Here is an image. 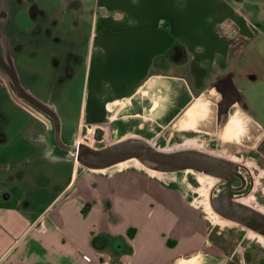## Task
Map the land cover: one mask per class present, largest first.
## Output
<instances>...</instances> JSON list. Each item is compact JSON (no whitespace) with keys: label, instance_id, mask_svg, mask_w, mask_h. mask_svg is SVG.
Returning <instances> with one entry per match:
<instances>
[{"label":"crops","instance_id":"1","mask_svg":"<svg viewBox=\"0 0 264 264\" xmlns=\"http://www.w3.org/2000/svg\"><path fill=\"white\" fill-rule=\"evenodd\" d=\"M242 10L240 0H94L80 130L92 140L98 131L127 127L158 137L169 128L183 146L206 136L231 147L257 143L264 123L242 106L226 120L213 85L237 60L243 35L254 38L251 11ZM136 162L79 171L74 163L69 180L38 211L30 200L0 207V264H229L232 254L211 247V222L184 206L173 184L151 191L113 182L115 170ZM87 173L106 182L98 186ZM79 175L88 177L77 186ZM98 236L107 238L103 248Z\"/></svg>","mask_w":264,"mask_h":264},{"label":"flooded vegetation","instance_id":"2","mask_svg":"<svg viewBox=\"0 0 264 264\" xmlns=\"http://www.w3.org/2000/svg\"><path fill=\"white\" fill-rule=\"evenodd\" d=\"M240 1L243 2V0ZM40 2L41 0H0V89L5 90L8 97L15 102H22L26 107L24 108L36 117L38 127L35 140L43 146V155L52 161L69 162L75 154L74 149L84 145L99 147L92 146L88 142L85 144L84 141L81 142L80 139L86 135L85 129L80 130L78 126V114L69 116L66 111H61L50 99L51 88L45 87L43 92H36L30 81H34L36 74L41 72L39 68L41 66L35 63L39 62L42 65L43 56L46 54L53 59L51 61L52 77L57 78L58 81L72 77L75 74V68L83 65L84 57L74 50V41L68 38L66 20L55 12L46 11ZM62 5L79 10L83 2L62 0ZM247 10L249 9L243 7L242 13L245 14ZM250 11L251 15L248 17L254 36H257L259 32L264 34V11L261 9L258 11L250 9ZM245 42H248V38L243 35L237 46V60L230 64L225 74L220 75L213 82L221 93L220 99L223 104L221 108L226 110L223 114L226 120L238 106L249 107L244 94L245 89L240 86V78L247 80L248 83L258 80L259 77L264 78L261 59L245 60L247 53ZM29 95L34 97L41 106L31 102L27 98ZM262 130L257 143L250 142L247 145L236 143L234 144L238 148L236 150L227 148L221 137L212 139L210 136H206L209 139L207 142L181 146V148L202 149L238 163L233 173L226 172L221 177L206 174L218 179L209 193L206 191L207 185L203 183L197 186L183 185L176 179L171 183L173 195L178 197L184 206L190 207L195 214L211 222L213 226L210 230L211 247L220 248L230 254L241 253L237 264H264V241L261 239L264 235L222 215L219 221L214 220V215L207 210V203L212 207L213 202L222 199L229 203H238V206L243 208L241 210L246 213L256 210L264 217V174L261 173H264V128ZM194 132L191 135L197 134ZM248 161H251L253 166ZM77 167L79 171L78 163ZM257 177L260 185L258 187ZM247 197L252 198L253 205L245 202ZM233 225L238 227L235 228ZM219 228L223 230L219 233L221 236L214 237V233ZM240 231L239 238L233 237V233ZM234 238L239 240L237 245H232L230 242L231 240L234 242ZM245 239L248 241L243 247ZM252 253L255 258L251 260ZM233 261L229 264H233Z\"/></svg>","mask_w":264,"mask_h":264},{"label":"rangeland","instance_id":"3","mask_svg":"<svg viewBox=\"0 0 264 264\" xmlns=\"http://www.w3.org/2000/svg\"><path fill=\"white\" fill-rule=\"evenodd\" d=\"M67 1L69 2L71 0ZM93 3L94 0H83L82 8L80 7L79 10H75L62 5V0H41L40 2L46 11L55 12L62 19L64 18L66 20L68 38L72 42L74 41L77 52L84 58L87 55L93 21ZM242 4L245 9H253L255 11L261 9L264 11V0H243ZM245 43L247 49L245 60L254 61L255 59H261V68L264 69V34L259 32L252 40ZM43 57L44 61L42 65L39 62L35 63V65L41 66L39 67L41 72L36 74L37 77L34 81H30L32 88L36 92H43V88L45 87L51 88L52 93L50 94V99L61 111H66L69 116H73L79 108L84 78V66L75 68V74L72 77L58 81L57 78L52 77V57L48 54ZM240 86L245 89L244 94L246 100H248L249 108L264 123V78L259 77L258 80H252L249 83L247 80L240 78ZM44 95L47 97L46 93ZM24 107L22 102H15L8 97L5 90L0 89V207L14 208V206H18L19 204L23 206L30 200L32 202V210L38 211L40 207L52 199L57 189L69 180L74 162L76 164L78 163V165L79 162L76 161L74 155L69 162L52 161L42 156L44 153L43 146L35 140L36 128L38 127L37 121H35L36 117ZM93 131L95 132V130ZM170 132L171 130L168 128L164 134L165 136L158 137L155 136L157 133L153 130L131 132L127 127H113L107 129L106 135L98 131L96 135L99 134L98 137L101 135L100 139L92 140L89 137H83L80 140L82 143L84 141V144L88 142L92 146L103 147L134 135L148 140L158 148L166 150L180 149L182 142L177 143L173 141L171 136H169ZM84 134L91 135L87 129H85ZM226 147L232 150H236L237 148L229 145ZM227 148L225 149L230 151ZM248 163L252 165L251 161H248ZM261 173L264 174L263 172ZM114 175L116 178L113 182L116 185L120 184L122 186L121 182L131 181L142 186L148 185L151 191H154L156 185H161L160 183H172L178 180L183 185L188 183L189 185L197 186L203 183L207 185L206 191L209 193L213 184L218 180L206 174L194 173L192 171L173 174L158 173L147 169L138 162H136L135 166H127L115 170ZM79 176L76 182L77 186L88 176L98 186L105 178L99 174H88L85 177ZM256 182L258 184V177ZM258 186L260 185L258 184ZM245 202L253 205L251 197H247ZM207 204L209 213L217 216L218 214L213 210L211 205L209 203ZM233 226L235 228L238 227V225ZM240 233L241 231L235 232V234L233 233V237L239 238L238 234ZM220 236L221 234L214 233V237ZM261 239L264 241V238ZM247 241L248 239L243 241V247ZM230 242L232 245H237L239 240L236 239L234 242L231 240ZM240 254H232L233 264L238 263ZM253 257L255 258V255L252 253L250 259L252 260ZM247 259L249 260L248 256Z\"/></svg>","mask_w":264,"mask_h":264},{"label":"water","instance_id":"4","mask_svg":"<svg viewBox=\"0 0 264 264\" xmlns=\"http://www.w3.org/2000/svg\"><path fill=\"white\" fill-rule=\"evenodd\" d=\"M27 98L41 106L34 97L29 95ZM74 150L79 169L102 170L126 161L136 160L155 172L173 174L179 171H197L221 177L226 172L233 173L238 166V163L234 161L226 160L205 150L196 148L166 150L138 136L126 137L100 148L84 145ZM212 207L219 215L264 235V217L256 210L246 213L241 210L243 208H240L238 203H229L222 199L213 202ZM247 210L250 211V209ZM96 240L99 248H103L108 242L105 236H98Z\"/></svg>","mask_w":264,"mask_h":264}]
</instances>
